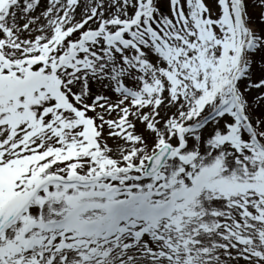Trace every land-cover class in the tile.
Returning a JSON list of instances; mask_svg holds the SVG:
<instances>
[{
  "label": "snow or ice",
  "instance_id": "6c2138e0",
  "mask_svg": "<svg viewBox=\"0 0 264 264\" xmlns=\"http://www.w3.org/2000/svg\"><path fill=\"white\" fill-rule=\"evenodd\" d=\"M0 264H264V0H0Z\"/></svg>",
  "mask_w": 264,
  "mask_h": 264
}]
</instances>
